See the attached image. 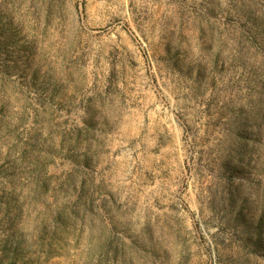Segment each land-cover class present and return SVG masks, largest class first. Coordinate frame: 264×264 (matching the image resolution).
I'll list each match as a JSON object with an SVG mask.
<instances>
[{"label":"rangeland","instance_id":"1","mask_svg":"<svg viewBox=\"0 0 264 264\" xmlns=\"http://www.w3.org/2000/svg\"><path fill=\"white\" fill-rule=\"evenodd\" d=\"M0 264H264V0H0Z\"/></svg>","mask_w":264,"mask_h":264}]
</instances>
